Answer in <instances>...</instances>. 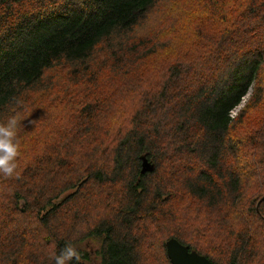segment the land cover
<instances>
[{"label":"trees","instance_id":"16d2710c","mask_svg":"<svg viewBox=\"0 0 264 264\" xmlns=\"http://www.w3.org/2000/svg\"><path fill=\"white\" fill-rule=\"evenodd\" d=\"M160 7L179 25L131 39ZM153 56L159 73L132 77ZM57 67L65 121L41 106ZM116 88L134 102L121 120ZM13 114L0 264H53L66 243L91 264L86 241L98 264H171L170 238L212 264H264V0H0V123Z\"/></svg>","mask_w":264,"mask_h":264},{"label":"rangeland","instance_id":"374dc122","mask_svg":"<svg viewBox=\"0 0 264 264\" xmlns=\"http://www.w3.org/2000/svg\"><path fill=\"white\" fill-rule=\"evenodd\" d=\"M173 1V0H172ZM180 23V19L176 18L174 15L169 14L168 11L166 9H164V7H160L155 9L154 11H152L149 14L148 19L143 22V24L141 25V27L139 28L138 31L134 32L131 35V39H134L136 37H163L164 32H167L170 29L176 28ZM165 41V40H164ZM98 48H101L102 51H100L99 49L95 50L94 53V58L92 59L94 65H97L98 63H100V61H94L96 55L99 57H103V54L106 56L108 53V50L106 49V44L102 43ZM160 60L159 56H153V57H149L147 59L144 60L143 64L140 65V63H137L136 65V70L134 73H132V77H135L138 73L136 72L141 71L139 74L143 73L144 77H146L148 80H151L154 78L155 75H157V73H159V71L157 70V68H155V64L156 62H158ZM97 67H92L90 69L91 72H95ZM98 73H100V71H97ZM50 78H52V80L54 81L50 88L48 90H46L43 93V99H42V103L41 106L44 108H47L48 111L50 112V115L52 117H55L57 119H59L60 121H65L67 119H70L71 117V110H68V106L65 103V101L63 100L64 94L63 91L65 89H69L67 88L65 85H69L71 82L70 81H65V76H66V70L65 67L60 68H54L51 70H47L46 72ZM112 74L110 72H101L99 74V79L101 82L107 84V81L109 80V76H111ZM113 91L115 92V95L117 97L118 102L121 103V110H118L117 107H111L109 113L111 115H113L116 119L121 120L123 117V112H125V114L130 115V109L132 108V105H134V102L132 104V101L130 102L128 100V95L126 92L120 90L119 88L113 89ZM43 91H40L38 93H41ZM250 90L248 92V94L243 98L241 104L234 110L232 111V115L235 116L237 114V112L240 110V108L242 107V105H244L243 103L246 101V99L249 97L250 95ZM85 91L80 89V92L78 94H84ZM47 120H51L50 118H47ZM25 124V123H24ZM26 125V124H25ZM27 126V125H26ZM76 248L79 250H81V252L87 251L91 253V257H92V263L91 264H98L96 261L93 260V252L94 250H96V246L93 242L91 241H86V242H82L80 244H78L76 246ZM79 261L84 263V264H88V262H84L82 259H80V251H79Z\"/></svg>","mask_w":264,"mask_h":264},{"label":"clouds","instance_id":"9594fccd","mask_svg":"<svg viewBox=\"0 0 264 264\" xmlns=\"http://www.w3.org/2000/svg\"><path fill=\"white\" fill-rule=\"evenodd\" d=\"M21 121L13 114L0 123V176L15 178L17 172V158L19 155L18 129ZM53 264H78L79 253L71 245L66 243L58 253L52 256Z\"/></svg>","mask_w":264,"mask_h":264},{"label":"water","instance_id":"95a60500","mask_svg":"<svg viewBox=\"0 0 264 264\" xmlns=\"http://www.w3.org/2000/svg\"><path fill=\"white\" fill-rule=\"evenodd\" d=\"M154 164L145 156L141 157L140 173L151 172ZM264 199V195L260 200ZM165 250L171 264H212L211 261L194 250H189L187 246L182 245L175 238H170L165 242Z\"/></svg>","mask_w":264,"mask_h":264}]
</instances>
